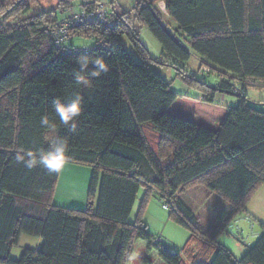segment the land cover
Returning a JSON list of instances; mask_svg holds the SVG:
<instances>
[{"label":"trees","instance_id":"obj_1","mask_svg":"<svg viewBox=\"0 0 264 264\" xmlns=\"http://www.w3.org/2000/svg\"><path fill=\"white\" fill-rule=\"evenodd\" d=\"M28 1L0 0V264H124L138 239L165 264H186L139 217L129 221L140 190V210L156 192L169 219L189 232L181 250L188 264H264V226L240 259L218 242L264 186V112L236 87L264 83V0H165L175 30L162 21L159 0H136L135 19L159 42L160 64L174 68L199 98L171 91L149 66L153 59L126 13L112 9L111 29L96 21L72 26L66 52L48 31L66 4L12 22L16 12L29 13ZM97 2L81 5L90 11ZM124 35L140 62L125 50ZM76 37L93 44L83 52L71 43ZM192 53L210 73L222 74L217 84L184 70ZM82 58L88 59L83 72ZM97 58L107 71L97 70ZM218 93L237 104L216 103ZM77 95L73 129L60 122L55 104ZM43 117L54 130L41 125ZM50 134L67 140L64 163L92 170L84 210L52 203L60 170L29 169L17 160L48 150ZM22 234L41 245L12 259Z\"/></svg>","mask_w":264,"mask_h":264},{"label":"rangeland","instance_id":"obj_2","mask_svg":"<svg viewBox=\"0 0 264 264\" xmlns=\"http://www.w3.org/2000/svg\"><path fill=\"white\" fill-rule=\"evenodd\" d=\"M71 1L72 3L71 4L69 3L70 4L69 5L68 0L66 1L29 0L28 1L30 7L29 13H27L26 15H22L20 12H16L13 15V17H11L10 19L12 20V22L15 23L17 22L18 19H28L31 16L38 14L40 10L43 9L56 8V10L59 11V9L57 8L60 7L62 3H65L66 4L65 12L59 13L57 16L58 22H64L68 19L69 16L71 17L75 13L84 10L81 5L82 1H93V0H71ZM162 1L164 0H159L156 3V6L158 11L164 13L165 9ZM13 2L14 1H11L10 4H13ZM135 2L136 0H98L97 3H101L106 7V9H109L110 14H113V12H117V13L123 12L127 14L130 20V26L132 31L137 35V38L146 47L149 56L153 59V61L150 62L149 66L156 72L160 71L163 77L169 81L171 91L196 97L195 95L199 94L197 89L188 85L174 68L163 66L162 64H160L163 61L161 55V46L159 42L154 38V36L149 32V30L145 26L138 23V21L135 19L134 11H133ZM10 4L7 5L6 7L12 6ZM112 9L113 12H111ZM163 19H166V23H167L166 26L170 29L172 26L171 20H169L167 17H163ZM71 43L77 48H85V47H90L93 44V40L90 38L85 39V38L76 37L71 40ZM122 43L125 50L136 61L140 62L139 56L137 55L136 51L133 49V46L129 38L126 35L122 37ZM167 65L169 66L168 63ZM205 66L206 65H203L201 60H199L198 62L194 57H191V59L186 63L184 70L188 74L192 73L193 74L192 78H195L194 76H197L198 80L201 79V81L212 85L214 84L216 78H219V76L222 77L221 76L222 74L216 72L215 70H211L210 73V68L208 66H206V68L209 70V72L206 73V71L203 69ZM202 73H206L204 75L205 77L203 78L201 77L203 76ZM236 87L239 88V90H241L242 86L236 83ZM242 88L244 89L243 91L246 92L249 98L252 99L253 101L255 100L259 101L258 99H264V87H258V85L254 86L247 84ZM257 103H262V102L259 101ZM77 166H81V165H77ZM80 168H83V170L87 169L88 171L89 170L91 171V168L87 166ZM62 188L64 189V187ZM143 195H144V191L140 190V192L137 195L136 201L133 205V208L131 210L129 221L131 223H134L136 219L139 217L142 220V222L145 224L147 231L151 235H153L156 240H160L164 246L169 245L171 246L172 249L173 248L178 249V251L181 252L185 263L188 264L181 250L189 238V232L185 228L177 225L176 223H174L169 219L168 209L164 205L163 201L160 200L156 192H152L150 194L146 203L143 205L142 209L140 210L141 201L144 197ZM243 236L246 237L245 234H243ZM253 241H255V237L248 239L249 244L252 243ZM39 245H40V239L38 237L22 234L20 236L18 244L14 246L11 250V257L12 259L17 260L20 258L22 252L25 249L35 250L39 247ZM242 245L246 246V244H242ZM133 252L136 253V259L133 261V264H147L146 262H144V260H148L149 264H165L160 259L156 249L154 248L148 249L146 242L142 239H138L134 241L132 245V249L129 254Z\"/></svg>","mask_w":264,"mask_h":264},{"label":"crops","instance_id":"obj_3","mask_svg":"<svg viewBox=\"0 0 264 264\" xmlns=\"http://www.w3.org/2000/svg\"><path fill=\"white\" fill-rule=\"evenodd\" d=\"M162 2L164 4V9H165V0ZM159 13L162 21L166 25L167 24L166 19H163V17H167L169 20L171 19L168 17L166 11L164 13L159 11ZM171 25L172 26L170 29L175 30V24L172 20H171ZM182 38L183 39L185 38L184 35H182ZM191 57H194L198 62L200 60V58L194 53H192ZM167 67L170 66L167 65ZM158 73L161 74L160 71H158ZM161 76L163 77L162 74ZM164 79L167 82H169L166 78ZM218 81L219 78H216L214 84H217ZM247 84L254 86L258 85V87H264V83L257 81H248V83L246 82L245 84L242 85V87L246 86ZM195 96L199 98L200 94H196ZM250 100L255 103L259 101L260 102L264 101V99H258L259 101L257 100L253 101L252 99ZM215 102L220 105L231 107L237 104V99L233 96L224 93H218L215 96ZM252 106L257 110L264 112L263 102ZM80 167H84V166H77L71 163L70 164L63 163L59 171L58 181L53 196L52 203L54 205L68 209H77V210L85 209L92 170L91 171L90 170L88 171L87 169L83 170V168ZM62 187H64V189ZM247 218H249V220H247ZM234 220H236V225L242 231L243 234L245 235L250 234L249 238L251 239L255 237V241H256V239L262 233L261 226H264V186L258 188L257 191L254 193V195L247 202L246 213L236 216ZM218 242L224 247H226L236 259H240L247 251V246L238 243L226 233H224V236L222 234L219 237ZM253 242L250 243L249 245H252ZM40 245H41V240H40ZM195 249H196L195 246H192V250L194 252L196 251ZM177 250L178 249H175V251Z\"/></svg>","mask_w":264,"mask_h":264},{"label":"clouds","instance_id":"obj_4","mask_svg":"<svg viewBox=\"0 0 264 264\" xmlns=\"http://www.w3.org/2000/svg\"><path fill=\"white\" fill-rule=\"evenodd\" d=\"M94 63L98 71H107V67L102 59L97 58ZM79 64L80 71L83 72L87 68L88 59L82 58V60L79 61ZM78 82L83 83L85 86L88 83L82 77H78ZM80 110L81 99L78 95L72 98L71 101L66 104H62L60 102L55 104V114L57 117H59L60 122L65 125H71L73 129L75 128L74 121L79 115ZM41 125L54 130V125L47 117H43L41 119ZM45 140L49 145L48 150L40 153L38 156L29 151L27 153V159L24 156H18V162H23L24 165L29 169L36 167L37 165H43L50 172H58L65 162L68 148L67 140L54 134L46 136ZM135 259L136 253L133 252L126 257L125 264H133Z\"/></svg>","mask_w":264,"mask_h":264},{"label":"built area","instance_id":"obj_5","mask_svg":"<svg viewBox=\"0 0 264 264\" xmlns=\"http://www.w3.org/2000/svg\"><path fill=\"white\" fill-rule=\"evenodd\" d=\"M94 21H96L99 26L103 29H111L114 24V15L110 14L109 9H106L103 4L96 3L92 10L79 11L71 17L69 16L66 21L58 22L50 26L48 28V31L54 40L55 47L59 50L69 52L68 48H66L65 46L69 40V29L72 26H76L81 23H88ZM81 51L86 52V49L83 48ZM203 69L206 71V73L209 72L206 66ZM206 73H202V75H205ZM247 220H249V218H247ZM226 231L228 235L238 243L246 244V246L249 245L248 239L250 237V234H247L246 237H244L242 231L238 227H236L234 223L228 225Z\"/></svg>","mask_w":264,"mask_h":264}]
</instances>
